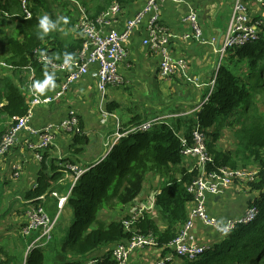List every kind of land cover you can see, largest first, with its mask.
Segmentation results:
<instances>
[{
	"label": "trees",
	"instance_id": "1",
	"mask_svg": "<svg viewBox=\"0 0 264 264\" xmlns=\"http://www.w3.org/2000/svg\"><path fill=\"white\" fill-rule=\"evenodd\" d=\"M26 1L30 18L23 15L21 0H0V61L14 68L0 69L15 76L14 81L6 74L0 75V114L11 121L23 117L28 111L24 82L29 68L34 70L35 78L42 84V96L55 92L53 85L57 80L48 81L50 76L38 62L35 51L40 50L56 62L64 57L74 58L81 41L73 39L67 32L74 29V34L79 35L75 29L81 15L79 7L94 20L111 2L102 0V4L90 7L84 3L79 5L74 0ZM117 1L129 4L133 0ZM44 16L54 24L47 32L40 27V19ZM227 53L232 65L218 66L213 89L198 111L183 121L176 119L175 124L163 120L148 131L120 138L104 159L90 165L77 178L63 206V209L71 210L73 218L55 250L58 264H84L89 253L128 240L131 232L124 229L121 221L106 224L98 219L99 212L122 209L131 204L150 174L167 176L176 167L179 168L178 176H167L154 196L160 223L149 216H143L135 223L137 231L155 238L163 255L168 253L173 260L177 259L165 264H264V114L254 101L259 91L263 90L264 94V23L259 27L255 42ZM206 96L207 92L203 99ZM117 105L107 103L106 110L114 113L119 108ZM126 111L130 116L125 117L122 113L119 117L124 129L145 121L135 106ZM219 120L235 129L233 150L223 151L216 147L220 134L215 129L221 125L217 128L214 125ZM195 124L205 134L207 150L213 160L206 168L207 172L224 167L245 169L252 164L258 167L256 179L247 184L248 192L256 194L252 204L258 214L253 221L237 225L228 235L219 237L220 241L210 245L196 260L188 261L171 254L168 245L178 236L187 220V206L193 200L187 193V187L197 176L196 171L187 172L180 168L182 157L177 133L184 128L188 136ZM72 141L83 146L87 137L75 135ZM77 151H81L80 148ZM55 161L47 153L43 154L34 187L23 194H13L0 214V220L16 201L22 205L40 203V197L46 201L62 188L66 169L60 164L65 160ZM1 201L0 195V206ZM160 225L164 228L160 229ZM97 259L98 264H115L110 252ZM45 263L46 255L38 248L29 251L25 258V264Z\"/></svg>",
	"mask_w": 264,
	"mask_h": 264
},
{
	"label": "built area",
	"instance_id": "2",
	"mask_svg": "<svg viewBox=\"0 0 264 264\" xmlns=\"http://www.w3.org/2000/svg\"><path fill=\"white\" fill-rule=\"evenodd\" d=\"M172 4L182 7L184 13L179 17L180 27L183 33L179 39L183 42H194L197 45L209 46L213 53L222 58L229 50L243 47L255 42L259 36V27L264 23V0H233L230 15L220 39L207 37L199 22L196 6L188 0H144L137 1L132 5L131 12L123 24H118L122 10L126 9L124 4L117 0H111L109 7L91 20L79 7L80 18L76 30L80 34L81 46L74 58L64 57L56 62L51 57L36 50L38 62L45 67L47 73L53 72L59 78L56 91L47 96H42L38 80L35 78L34 70L29 68L24 82L25 96L28 103L27 113L20 118L12 120L9 128L0 134V162L6 158L9 151L16 146L18 141L25 143L30 156L35 162L40 163L43 154L47 153L55 144V132H63L71 135H84L79 127V119L73 110H69L65 118L55 123H47L42 127L33 125L34 110L40 107H49L64 100L69 92L76 87L85 77L95 79L96 89L100 96L99 113L103 120L110 119L114 125V134L111 139L110 148L122 137L136 132L148 131L152 126L171 119L180 118L183 115L166 114L162 117L145 120L136 126L124 129L121 127L119 116L106 110V93L109 88H116L124 83L119 73L121 62L128 55L127 49L133 32L141 28L143 37L140 41L141 47L157 57L156 77L160 80L178 81L195 88H201L199 80L191 75V63L188 58L176 54L172 48L175 43L171 42L177 38L170 30L163 26L158 14L161 7ZM22 13L26 18L31 17L30 9L26 0H21ZM252 10L258 14L254 16ZM0 66L9 70L14 69L5 63ZM215 83V75L207 84V96L193 110L184 115L192 114L200 109L206 102ZM32 138L33 142L26 137ZM180 142V155L182 164L187 172L196 171L197 176L187 187V193L192 196V202L187 206L188 217L178 236L168 245L170 252L176 257H183L188 261H194L210 245L200 243L195 234L196 223L199 222L205 229L217 234L218 237L228 235L237 225L247 224L255 219L258 214L257 208L249 204L247 209L234 218L227 219L224 223L210 213L209 204L212 199L221 197L226 192L233 190L235 184H240L247 189V184L256 179L257 170L219 168L216 171L207 172L206 168L213 163L205 142V134L198 124H195L189 135L183 128L177 133ZM66 172L72 174L73 183L64 196L52 193L56 198V209L62 212L66 198L77 178L85 171L75 163L64 162L60 164ZM20 164L11 166L13 178H17L21 171ZM23 194V193H22ZM40 203H29L25 211L26 221L19 231L21 236L29 242L27 253L32 249L41 248L45 240L52 236L53 229L59 218V214H49L45 208L44 197L39 198ZM154 198L150 199L148 206L140 204V201L132 202L127 215L120 219L124 229L131 232L128 240L114 244L110 250V258L115 264H129L136 251L154 250L157 248L155 238L149 234L144 235L137 231L135 223L143 216H152L154 211ZM153 217V216H152ZM96 257H89L84 264H98ZM167 258H158L156 264H165ZM25 264V262L23 263Z\"/></svg>",
	"mask_w": 264,
	"mask_h": 264
},
{
	"label": "crops",
	"instance_id": "3",
	"mask_svg": "<svg viewBox=\"0 0 264 264\" xmlns=\"http://www.w3.org/2000/svg\"><path fill=\"white\" fill-rule=\"evenodd\" d=\"M72 1V0H71ZM137 1L144 0H133L129 4H124L126 9L122 10V13L119 17L118 24H123V22L129 18L131 12L134 11L132 9V5H134ZM193 5L196 6L199 22L201 23L204 33L207 37H216L220 39L222 32L225 29L227 21L224 22L221 26L218 21L222 22L220 19V15L226 14L227 18H229L232 0H188ZM70 2V1H69ZM75 2V1H73ZM91 7V6H90ZM137 9H135L136 11ZM134 11V12H135ZM255 11L252 10V14ZM184 13L182 7H176L172 4H166L161 7V12L157 11L154 14H158L161 18V24L167 27L170 30V33L178 36L173 39L171 42L175 43L173 45L172 50L179 55H182L189 59L191 63L190 72L193 77L199 80V84L201 87H208L207 84L210 82L212 76L216 74L218 69V65H216V61L212 59L213 57L209 56L211 53L213 54L211 48L206 45H197L194 42H183L179 39V36L183 33V29L180 27L179 17ZM260 11L258 12V14ZM258 14H253L257 16ZM261 15H264V11ZM76 29V28H75ZM141 28L139 30H135L132 34V38L130 39V43L127 46V58L121 62V67L119 68V73L124 79V83L121 86V89L128 85H139L140 82L146 80L148 84L152 81H158V83H162L163 81L171 80H160L159 77H156L157 73V57L145 50L140 45V41L143 37V34L140 33ZM75 30L73 29L67 34L73 36V39H79L80 34H74ZM73 33V35L71 34ZM208 54V58L205 54ZM48 75L57 80V83L53 85L55 91L57 89V85L59 83V78L53 72L48 73ZM38 84L42 85L38 80ZM118 86V87H120ZM117 88V87H116ZM116 88H109L106 93V104L107 103H115L119 105L118 109H121L122 106L119 104L120 94ZM120 89V90H121ZM199 88H197L198 91ZM99 102L100 96L96 89V81L95 79H91L88 76L85 77L73 88L68 96L62 100L61 102H57V104H53L49 107H40L34 110L33 117V125L35 127H42L47 123H55L65 118L67 112L69 110H73L78 119L79 124L84 132V136L87 137L86 145H79L72 141V138L69 137L68 134L63 132H55V144L51 149L47 152L49 158L56 159L55 162L60 160L71 161L75 163L77 166L86 170L90 165L102 160L106 156L105 148L106 143L109 141L106 139L104 130L111 129L113 133L109 135V137H114V125L110 119L103 120L99 113ZM129 108V107H128ZM116 114V111H114ZM117 115V114H116ZM125 115L129 116V111L125 113ZM226 122H223V125ZM227 124V123H226ZM109 131V130H108ZM29 141L33 142L32 138L26 136ZM112 139V138H111ZM110 139V140H111ZM220 146V145H219ZM216 143L217 149L219 148ZM81 151L78 152L77 155H73L75 149H79ZM229 150V149H227ZM14 164L21 165V175L18 179L12 178L11 166ZM39 170V163L35 162L33 158L30 156V152L25 146V143L22 141H18L16 146H14L6 158H4L0 162V195L1 200L8 202L14 193L22 194L25 191L32 189L35 185L36 175ZM150 175L147 177V180L143 183L142 190L139 196L133 201H140V204L148 206L150 199L147 200V195L154 198L153 193L149 194V191L146 187V183L149 180ZM73 183L72 174L66 172L63 182L61 183L62 188H60L56 193L64 196L66 194L67 189ZM13 191V192H12ZM3 194V196H2ZM255 193H249L247 189H245L240 184H235L233 190L226 192L221 197H217L211 200L209 204L210 213L217 217L218 220L224 223L227 219L234 218L235 216L241 215L249 206V204L254 200ZM55 201H57L54 197H49L45 201V209L48 211V205L50 204V208L53 210L56 208ZM146 201V202H145ZM15 204V203H14ZM129 204L124 209L113 210L110 213V216L116 217L117 219L124 218L128 209L130 208ZM28 208L27 205L23 207L20 204H15L12 210L5 216V218L0 220V233L9 232V234L17 233V229L19 225H23L26 221L25 211ZM67 208H64L65 210ZM154 211H157L154 206ZM62 210V211H63ZM101 211L99 213L98 219L100 220ZM54 215L53 213H49ZM13 220V222L11 221ZM102 221V220H101ZM18 226V228H17ZM10 228V229H9ZM94 228V226H92ZM160 229H163L164 226L160 225ZM195 234L198 237V241L203 244L212 245L214 243H218L220 241L217 234L213 233L210 230L205 229L199 222L196 223ZM17 236H21L20 232H18ZM22 237V236H21ZM23 238V237H22ZM0 244H4V240H1ZM114 245H108L102 247L98 250H95L89 253L88 257H96L101 258L107 252H110ZM143 251H154V250H143ZM27 252V249L26 251ZM158 252V251H155ZM140 252L135 254V258L139 256ZM10 255L15 256L17 253L9 252ZM171 254H173L171 252ZM12 258V257H11ZM158 258H167V261L173 260V256L170 254L163 255L162 251H159ZM174 260H177L176 258ZM173 260V261H174ZM3 264H12L13 261H9L8 258L2 260ZM166 261V262H167ZM157 261L155 262V264Z\"/></svg>",
	"mask_w": 264,
	"mask_h": 264
},
{
	"label": "rangeland",
	"instance_id": "4",
	"mask_svg": "<svg viewBox=\"0 0 264 264\" xmlns=\"http://www.w3.org/2000/svg\"><path fill=\"white\" fill-rule=\"evenodd\" d=\"M74 1L77 2L79 5L84 3L91 7H95L96 5L102 4V0H74ZM230 3H231V0H230ZM220 17H221L220 19H222V22L221 21H218V22H219V25L221 26L222 24H224V22L227 21L228 18L226 14H223V13L220 15ZM205 56L208 58L207 53L205 54ZM209 56L213 57L212 59L214 60V62L216 61V65L218 66L220 64L221 65H232L228 57V53H226L222 58H220V56L215 53L213 54L211 53V55ZM0 63H3V62L0 61ZM0 68L6 69L2 66H0ZM2 69H0V75L6 74L8 77H11L15 81V76L11 72L6 73V71ZM243 72H246V70L243 69ZM23 75H25V73H23ZM120 89H121V86L116 88V90H118L120 94L119 104L122 106V108L115 110L116 114L119 117L123 115L122 113L128 112L126 110H130L131 108H133V106H135L140 116H142L143 120H149L152 118L162 117L166 114H172V115L174 114V115H180V116L183 115V118L185 120L187 117H189L188 116L189 114L187 116L184 114L187 112L189 113L201 102V100L204 98L209 87H201L197 91V88H195L192 85H189V83L187 82L170 83L169 81H163L162 83L159 84L158 81H154V82L152 81L150 84H148V82L144 80L143 82H140L139 85L138 84L136 86L128 85L127 87L124 86L121 90ZM262 91L263 90L259 91L260 94H258L255 97L254 101L256 102V105L259 108L260 112L264 114V94L262 93ZM124 116L127 117L126 115ZM190 119H191L190 122H192L193 121L192 118ZM175 121L176 119H171L168 121V123L172 125V124H175ZM11 122H12L11 119H8L7 117L2 116L0 114V134H3L9 128V125L11 124ZM219 124L221 125V127L219 129H215L220 134V138L217 140V146L220 145L219 148H223V149H220L223 151H227V149L233 150L235 148V138H234L235 129L233 127H230L226 123H224L223 125V122L221 120H219L214 126L217 128ZM110 130H111L110 128L104 130L105 137L106 139L109 140L106 143L107 147L105 148L104 151L110 148V143H111L110 139L112 138V136L109 137V135L113 133V130L112 131ZM69 137H71V135H69ZM206 140L207 138L205 137V142L207 145ZM78 152L79 151L76 152V149H75L72 154L77 155ZM257 168L258 167L255 166V164H252L245 169L257 170ZM21 173L22 171H20L19 176L17 178H13V176L12 178L18 179ZM178 174H179V168L176 167L175 169L172 168L169 171L167 176L171 175V176L176 177L178 176ZM167 176H163L161 174L157 175L155 173L150 174L149 180L146 183V187L149 191V194L150 193H153V195L156 194L161 184L166 180ZM16 193H19V192L16 191ZM146 198H147L146 201H148L152 197L147 195ZM6 200L1 201L0 214L3 213V211L6 208V205L8 204ZM17 203L20 204L22 207L24 206L19 201L15 202V204ZM47 208H48L49 213H53L54 215L58 213L59 218L55 224V227L53 229L52 236L50 237V239L45 240L43 242L44 245L38 249L44 252L46 255L45 264H58V258L56 257L57 255H55L56 254L55 250L57 248V245L65 237L67 230L72 223L73 217H72L71 210L68 208L63 210L62 212L60 211L58 212L56 208L52 210L50 208V204L48 205ZM118 209H115V210H118ZM9 212L5 211L4 214L8 215ZM112 212L113 210L102 212V214L100 215V220H102L106 224L110 222H114V221H120L116 217L110 216L111 215L110 213ZM152 214H153L152 215L153 217L152 216H149V217L154 220H157V222L160 223L158 212L156 213L153 212ZM4 218L5 216L3 217V219ZM11 221L13 222V220ZM22 227H23L22 224L19 225V228L17 226L18 228L17 233H13L12 235L9 234V232L0 233V242L1 240H4V244H0V264H3L2 260L6 258H8L9 261H13L12 264H23L25 262V258L28 254L25 251L29 245V242L27 241L29 239H24L21 236H17L18 232L22 229ZM9 252L10 253L15 252L17 254L15 256H12L9 254ZM137 252H140V251H136L134 253L129 264H155V262L158 260V257H159V251L158 252L141 251L139 256L135 258V254ZM88 255L85 257V260L90 257V256L88 257Z\"/></svg>",
	"mask_w": 264,
	"mask_h": 264
},
{
	"label": "clouds",
	"instance_id": "5",
	"mask_svg": "<svg viewBox=\"0 0 264 264\" xmlns=\"http://www.w3.org/2000/svg\"><path fill=\"white\" fill-rule=\"evenodd\" d=\"M40 27L44 29V32H47L50 28L54 27V24L49 20L47 16H44L40 19ZM52 79V77H48V81H51ZM38 86L42 87V85Z\"/></svg>",
	"mask_w": 264,
	"mask_h": 264
}]
</instances>
